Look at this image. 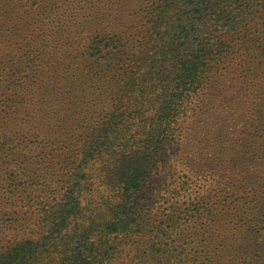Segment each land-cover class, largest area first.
<instances>
[{
	"label": "rangeland",
	"instance_id": "1",
	"mask_svg": "<svg viewBox=\"0 0 264 264\" xmlns=\"http://www.w3.org/2000/svg\"><path fill=\"white\" fill-rule=\"evenodd\" d=\"M255 4L226 25L200 21L195 80L178 87L198 37L185 0L163 11L157 0H0V99L15 95L16 75L45 62L35 101L27 95L20 111L0 101V122L38 125L26 193L39 188L41 205L69 197L76 209L62 240L39 243L23 264H60L70 254L63 244L85 229L91 241L105 230L95 264H264V3ZM35 8L46 18L31 43ZM154 167L163 171L150 176ZM124 202L139 216L106 233ZM55 215L47 208L39 228L20 220V231L40 234ZM13 239L1 234L0 248Z\"/></svg>",
	"mask_w": 264,
	"mask_h": 264
},
{
	"label": "trees",
	"instance_id": "2",
	"mask_svg": "<svg viewBox=\"0 0 264 264\" xmlns=\"http://www.w3.org/2000/svg\"><path fill=\"white\" fill-rule=\"evenodd\" d=\"M173 1L175 0H157L156 8H160L163 11L168 3ZM185 2L186 5L193 6L194 10L192 11L195 15L191 18L189 17L188 20L191 22V31L195 32L193 35L196 36L198 32V37L192 41L193 47L188 54L190 59H187L189 63L187 66L183 63L186 66L187 72L179 79L178 87H185L195 80L194 75L199 65V56L203 52L205 45L203 42L204 39L200 34V29H198L200 21H203L209 15L213 16L214 20L219 16L223 20V25H226L230 21L228 14L233 10H238V13H246L250 8L256 6V0H185ZM262 3H264V0H262ZM72 9L71 11H73ZM34 11L36 12V20L32 23V28L28 35L30 38L29 42L31 43L40 40V36L44 32V20L46 18V15H44L45 10L38 12L35 8ZM188 32L190 33V30ZM95 48L104 55L109 54L107 53L106 46L101 43V40L95 45ZM44 66L45 62L40 59V63L36 68L34 67L32 69L27 67L25 68L26 73L23 71L21 74L16 75L10 81L12 91L16 90L15 95L12 96V94L8 95V93L3 92L2 96L5 98H1L0 101L5 99L6 101H16L17 110L19 111L27 105L28 101L25 102L27 95H30L32 101H35L32 88L40 84L42 80H45L42 75ZM4 109L0 108V116L4 112ZM22 125L23 129L19 131L12 127H7L5 123L0 122V235L5 233L9 236L12 235L14 238L13 241H8L4 245L5 247L0 248V264H23L30 259L32 260L37 253L39 243L43 242L46 244L45 242L48 239L54 240V242L56 240H62V227L64 226L66 218L76 214L75 204L72 203L69 197H66L59 203L55 202L52 205L49 203L41 205V202H37V198L42 192L39 188L35 187L32 193H26L25 185H27V179H24L26 177V172H23L24 165L32 159V139L36 132L35 130L38 129V125L32 124L29 118ZM55 158L56 156L51 160H55ZM39 162V168H44L43 171L45 168L48 169L47 159ZM18 175H21V180L19 183L13 184L12 178ZM10 185H16V188H14L18 191L17 198H14V195H11L10 191L8 192ZM124 190L121 195L128 197L129 200L131 192L128 188ZM70 194L71 192H68V195ZM46 207H50L52 210L54 208L56 215L51 218L49 223L46 221L44 227L42 226L43 231L40 234H36L34 233V229H32L31 231L25 230L29 234L22 233L20 230H22L24 223L20 220L28 222H33L32 220H34L39 228V220L42 218L41 216H44ZM139 214L140 209H135L133 204L127 202L120 204L114 211L111 220L107 223L106 233L113 234L115 232L120 233L126 231L131 227V222ZM88 231L89 229H85L82 233L76 232L77 234L73 236L74 244L72 246L69 245L72 239L63 244L64 247L70 249V254L61 259L60 264H95L104 260L105 256L98 252L97 244L107 240L102 238L105 237L103 234L105 230L102 229V235L96 239H92V241L88 238ZM81 235L85 238L84 242L76 240ZM112 254L113 251L109 252V255Z\"/></svg>",
	"mask_w": 264,
	"mask_h": 264
},
{
	"label": "clouds",
	"instance_id": "3",
	"mask_svg": "<svg viewBox=\"0 0 264 264\" xmlns=\"http://www.w3.org/2000/svg\"><path fill=\"white\" fill-rule=\"evenodd\" d=\"M163 171V169L159 168V167H154L152 169L149 170V175H153V173H155L156 175H159L161 172Z\"/></svg>",
	"mask_w": 264,
	"mask_h": 264
}]
</instances>
